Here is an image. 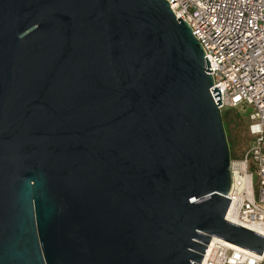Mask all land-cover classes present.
Returning <instances> with one entry per match:
<instances>
[{
	"label": "water",
	"instance_id": "obj_1",
	"mask_svg": "<svg viewBox=\"0 0 264 264\" xmlns=\"http://www.w3.org/2000/svg\"><path fill=\"white\" fill-rule=\"evenodd\" d=\"M209 68L166 0H0V264L263 255Z\"/></svg>",
	"mask_w": 264,
	"mask_h": 264
},
{
	"label": "built area",
	"instance_id": "obj_2",
	"mask_svg": "<svg viewBox=\"0 0 264 264\" xmlns=\"http://www.w3.org/2000/svg\"><path fill=\"white\" fill-rule=\"evenodd\" d=\"M166 1L203 47L214 81L211 92L222 91L221 112L251 110L246 119L252 146L241 169L231 163L226 220L264 236V0ZM202 264H264V253L213 239Z\"/></svg>",
	"mask_w": 264,
	"mask_h": 264
},
{
	"label": "rangeland",
	"instance_id": "obj_3",
	"mask_svg": "<svg viewBox=\"0 0 264 264\" xmlns=\"http://www.w3.org/2000/svg\"><path fill=\"white\" fill-rule=\"evenodd\" d=\"M250 109H225L222 112L227 140L230 147L231 163L242 168V162L252 146L246 117Z\"/></svg>",
	"mask_w": 264,
	"mask_h": 264
}]
</instances>
